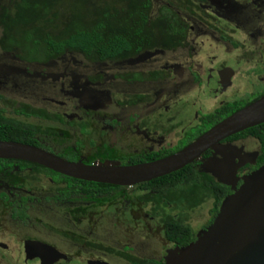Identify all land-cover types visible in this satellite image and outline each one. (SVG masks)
<instances>
[{
    "label": "flooded vegetation",
    "instance_id": "obj_1",
    "mask_svg": "<svg viewBox=\"0 0 264 264\" xmlns=\"http://www.w3.org/2000/svg\"><path fill=\"white\" fill-rule=\"evenodd\" d=\"M150 3L149 18L160 19L103 57L64 48L29 58L0 28V140L15 141L2 137L19 127L21 143L68 161L139 164L180 151L264 95V0ZM250 129L186 165L203 177L197 188L183 180L164 191L149 181L89 190L90 181L0 158V264L166 261L212 222L215 196L224 195L217 213L264 164V141ZM206 203L209 220L195 230L184 215ZM175 223L193 232L185 243L167 237Z\"/></svg>",
    "mask_w": 264,
    "mask_h": 264
},
{
    "label": "water",
    "instance_id": "obj_2",
    "mask_svg": "<svg viewBox=\"0 0 264 264\" xmlns=\"http://www.w3.org/2000/svg\"><path fill=\"white\" fill-rule=\"evenodd\" d=\"M264 123V95L226 117L180 151L133 165L114 162L85 164L68 161L41 148L0 140V158L26 160L84 181L134 185L175 172L192 163L220 140ZM212 171L206 169L208 172ZM220 181H232L211 172ZM167 264H264V164L242 178L224 198L218 212L196 239L175 248Z\"/></svg>",
    "mask_w": 264,
    "mask_h": 264
},
{
    "label": "trees",
    "instance_id": "obj_3",
    "mask_svg": "<svg viewBox=\"0 0 264 264\" xmlns=\"http://www.w3.org/2000/svg\"><path fill=\"white\" fill-rule=\"evenodd\" d=\"M150 7V0H0V28L6 34L7 43L26 51L29 58L52 56L64 48L78 49L86 54H92L97 48L103 57L121 52L127 46L126 39L139 34L140 30H148L154 21L160 19L149 18ZM158 12L161 15L171 13L166 7ZM20 129L7 130L2 138L27 142L21 139ZM249 132L258 134L264 141V123L252 127ZM207 178L210 176L206 174V187H211ZM183 180L193 188L203 184V177L192 175V170L186 166L143 185L150 188L156 184V188L164 191ZM82 184L89 190L113 187L90 182ZM71 185L68 184L69 187ZM223 196H215L213 216ZM191 236L190 228L184 229L177 223L172 233L167 231V237L180 244ZM154 264L167 263L160 261Z\"/></svg>",
    "mask_w": 264,
    "mask_h": 264
},
{
    "label": "rangeland",
    "instance_id": "obj_4",
    "mask_svg": "<svg viewBox=\"0 0 264 264\" xmlns=\"http://www.w3.org/2000/svg\"><path fill=\"white\" fill-rule=\"evenodd\" d=\"M156 1L159 2L160 0H156ZM99 205H100V203L97 204V206H99ZM208 209H209V203H206L205 206H199L197 209H195L194 212L192 214H190L188 217L186 215H184V218L186 219V222H188L190 224V226H192L195 230H198L202 225L207 223L209 220L210 214L208 212ZM38 212H40V209L38 210ZM41 214L43 216H46L45 212H41ZM201 230L202 229L198 230L197 235L201 232ZM172 251H173V249H170L168 251V253L166 255V259Z\"/></svg>",
    "mask_w": 264,
    "mask_h": 264
}]
</instances>
